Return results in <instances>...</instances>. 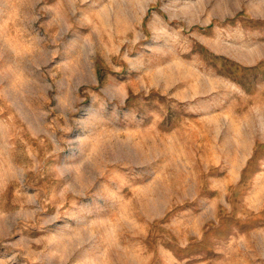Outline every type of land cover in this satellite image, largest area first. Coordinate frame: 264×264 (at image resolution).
<instances>
[{
    "label": "rangeland",
    "instance_id": "1",
    "mask_svg": "<svg viewBox=\"0 0 264 264\" xmlns=\"http://www.w3.org/2000/svg\"><path fill=\"white\" fill-rule=\"evenodd\" d=\"M0 264H264V0H0Z\"/></svg>",
    "mask_w": 264,
    "mask_h": 264
}]
</instances>
